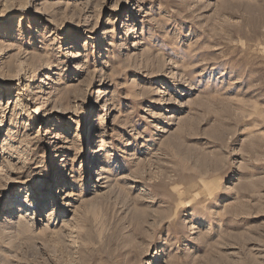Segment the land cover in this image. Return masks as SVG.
I'll list each match as a JSON object with an SVG mask.
<instances>
[{"label":"rangeland","instance_id":"obj_1","mask_svg":"<svg viewBox=\"0 0 264 264\" xmlns=\"http://www.w3.org/2000/svg\"><path fill=\"white\" fill-rule=\"evenodd\" d=\"M0 264H264V0H0Z\"/></svg>","mask_w":264,"mask_h":264},{"label":"bare ground","instance_id":"obj_2","mask_svg":"<svg viewBox=\"0 0 264 264\" xmlns=\"http://www.w3.org/2000/svg\"><path fill=\"white\" fill-rule=\"evenodd\" d=\"M69 48H70V47H69ZM37 81H38V82H43V77H40V76H39V77L37 78ZM36 86H37V85H36ZM38 87H39V86H38ZM44 90H45V89H44L43 87H39V91H38V93H41V92H44V93H45ZM42 94H43V93H42ZM47 94H48V93H47ZM47 94H46V95H47ZM35 95H37V94H35ZM36 112H37V111H36Z\"/></svg>","mask_w":264,"mask_h":264}]
</instances>
